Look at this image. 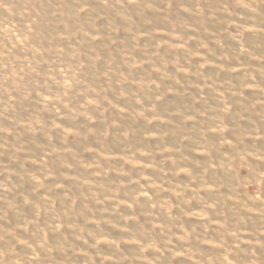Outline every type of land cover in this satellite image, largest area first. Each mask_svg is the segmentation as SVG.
I'll return each instance as SVG.
<instances>
[{
	"label": "rangeland",
	"instance_id": "obj_1",
	"mask_svg": "<svg viewBox=\"0 0 264 264\" xmlns=\"http://www.w3.org/2000/svg\"><path fill=\"white\" fill-rule=\"evenodd\" d=\"M0 264H264V0H0Z\"/></svg>",
	"mask_w": 264,
	"mask_h": 264
}]
</instances>
